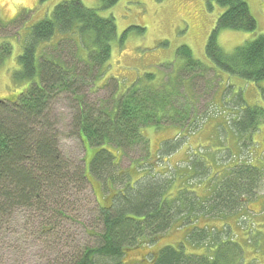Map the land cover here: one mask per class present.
Returning a JSON list of instances; mask_svg holds the SVG:
<instances>
[{
    "label": "trees",
    "instance_id": "trees-1",
    "mask_svg": "<svg viewBox=\"0 0 264 264\" xmlns=\"http://www.w3.org/2000/svg\"><path fill=\"white\" fill-rule=\"evenodd\" d=\"M118 1L100 0L99 9H109ZM213 1L224 11L205 45L212 68L234 80L264 81V36L257 32L246 1ZM222 30L252 33V38L225 53L217 44ZM27 36L17 59L20 69L12 78L30 84L19 95L0 102V229L16 211L24 210L35 223L32 234L51 238L54 244L68 234V226H73L70 222L88 213L101 229L94 235L98 243L70 249L60 264H124L125 256L138 250H146L134 261L142 264H240L243 247L230 239L232 228L225 221L239 213L248 214L245 204L257 197L264 184V162L257 166L232 161L215 184L205 180L210 183L206 196L199 195L205 188L198 192L191 184L198 172L204 178L211 170L210 163L202 159H188L178 191L171 198L170 181L161 173H152L154 168L145 167L141 172L134 168L144 173L134 180L131 168L126 172L120 168L117 155L123 157L138 145L149 153L145 127L180 128L182 120L188 121L178 104L182 76L164 83L147 73L124 92L115 79L98 86L110 59L111 44L117 39L116 24L113 17L102 18L97 9L86 8L79 0L56 5L51 17L33 25ZM9 54L8 45L0 46V64ZM176 54L181 62L179 75L191 79V84L210 69L187 47H180ZM37 75L39 81L34 82ZM94 88L107 92L108 98L89 102L83 91ZM62 94L69 96L72 109L69 133L80 139L84 149L77 160L61 153L57 119L51 114L52 104ZM240 103L234 104L238 111L227 127L238 139L255 131L264 110ZM161 144L167 148L166 142ZM176 147L172 145V151ZM88 149L93 155L87 163ZM99 187L107 189V194L99 193ZM200 219L223 221L201 227L197 226ZM179 221L178 231L187 229L184 238L201 251L187 252L183 244L154 249L157 239ZM254 231L246 232L252 237Z\"/></svg>",
    "mask_w": 264,
    "mask_h": 264
},
{
    "label": "rangeland",
    "instance_id": "rangeland-1",
    "mask_svg": "<svg viewBox=\"0 0 264 264\" xmlns=\"http://www.w3.org/2000/svg\"><path fill=\"white\" fill-rule=\"evenodd\" d=\"M63 1L68 0H0V46L6 44L10 48V54L0 64V100H10V97L19 95L30 84V81L13 80L12 73L20 69L17 59L22 53L29 30L37 22L50 18L53 8ZM79 1L86 8L97 9L98 15L102 18L113 17L116 24L117 39L111 44L110 59L106 64L104 75L97 83L98 86L115 79L119 90L124 92L147 73L154 74L158 80L163 79L164 83H168L170 80L163 77L169 74L170 68L165 67L170 65L174 70L172 76L175 75L180 66L176 52L181 46L190 49L192 56L206 66H213L206 57L205 45L217 18L224 11V8L213 0L161 2L119 0L115 6L106 10L99 9L100 0ZM245 1L256 21L257 32L264 36V0ZM124 32H126L125 39L120 43L119 39ZM251 38L252 33L222 30L218 33L217 44L225 53H231ZM57 41L52 40L51 43ZM50 50L45 51L50 52ZM36 53L38 62L41 49L38 48ZM203 73L202 78L197 77L195 85L190 84L191 79L183 77L184 75L181 77L184 83L179 85L181 97L178 104L180 110L186 112L189 117L188 121L182 120L180 128L178 126L145 127L149 153L138 145L126 152L123 157L117 155L120 159V168L125 172L131 168L129 173L134 180L144 174L139 172L145 167L154 168L155 170L152 171L154 174H163L161 175L163 179L166 182L170 181L168 191L170 198L178 191L181 172L189 158L202 159L211 165L206 177L204 174L203 178L202 172H198L191 179L195 191L206 189L199 192L200 196L208 194L207 187L210 184L208 181H211L210 185L215 184L216 180L226 172L225 168L231 165L233 159L228 157V153H239L243 158L249 152H254L253 165L259 166L264 162V110L261 111L263 118H259L255 131L250 135L238 139L229 131L230 129H227L228 122L236 117L235 113L238 111L235 103H240L239 101L242 100L244 103H240V106L264 109V81L236 82L233 78L228 80L225 74L211 68ZM36 81H39L38 75L34 82ZM187 86L192 92L188 93L184 90ZM224 92H227L225 97L222 95ZM83 94L92 103L107 99L109 96L107 92L98 88L84 89ZM69 99L65 94L60 95L52 104L51 114L57 119L61 153L67 158L77 160L83 156L84 149L80 139L69 133L72 114ZM192 101L195 102L194 105ZM193 115L197 118L194 116V119ZM165 142L167 148L164 149L161 143ZM175 144L177 149L172 151V145ZM92 155L93 150L88 149L87 163ZM212 163H217V167ZM200 165L203 166V163ZM134 168L139 172H135ZM206 179L208 181L205 183ZM200 182L201 185L196 186ZM259 191L257 197H264V184ZM100 192L106 195L108 191L99 187ZM263 202L255 198L250 200L244 206V211L248 214L239 213L237 218L235 216L225 221L233 228L234 220L246 216L251 217L249 218L251 224L260 227L252 232L253 242L250 241L245 247V254L249 255L245 258V264L250 260V264H264ZM10 218L6 219L8 222L0 229V264H60L59 260L61 262L66 260L71 252L70 249L92 247L99 241L94 235H97L101 229L92 223V214L82 213L75 222H70L73 226H68V234L66 233L67 235L60 240L57 239V243L54 244L51 238L44 239L32 234L35 230L31 228L35 223L28 220L26 211L18 210L13 214V218ZM222 221L205 222L200 219L197 226L202 227L206 224L215 226V223L220 225ZM179 223L180 221L172 231L160 236L153 248L158 250L163 246L178 247L179 244H183L187 252H200L202 248L189 245L188 240L184 238L187 229L178 231ZM234 230L236 231V227ZM145 251H131L125 256L124 264H142L134 261H137Z\"/></svg>",
    "mask_w": 264,
    "mask_h": 264
}]
</instances>
